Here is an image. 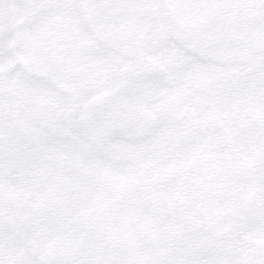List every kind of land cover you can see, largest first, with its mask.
<instances>
[{
    "label": "snow or ice",
    "instance_id": "1",
    "mask_svg": "<svg viewBox=\"0 0 264 264\" xmlns=\"http://www.w3.org/2000/svg\"><path fill=\"white\" fill-rule=\"evenodd\" d=\"M0 264H264V0H0Z\"/></svg>",
    "mask_w": 264,
    "mask_h": 264
}]
</instances>
